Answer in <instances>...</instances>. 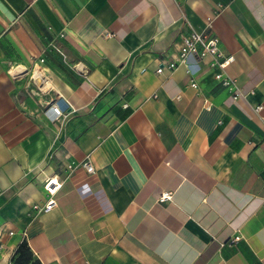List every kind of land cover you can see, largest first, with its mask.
Masks as SVG:
<instances>
[{
  "label": "crops",
  "instance_id": "crops-1",
  "mask_svg": "<svg viewBox=\"0 0 264 264\" xmlns=\"http://www.w3.org/2000/svg\"><path fill=\"white\" fill-rule=\"evenodd\" d=\"M189 31L233 89L207 59L154 73ZM22 240L38 264H264V0H0V264Z\"/></svg>",
  "mask_w": 264,
  "mask_h": 264
},
{
  "label": "built area",
  "instance_id": "built-area-1",
  "mask_svg": "<svg viewBox=\"0 0 264 264\" xmlns=\"http://www.w3.org/2000/svg\"><path fill=\"white\" fill-rule=\"evenodd\" d=\"M193 57L198 61L207 59V67L214 70L213 79L222 87L227 89L234 88V81L230 79L226 73V66L232 61L231 56H224L219 49L218 40L216 37L209 36L205 32L196 33L189 31L185 35H180L178 42V49L171 61L165 62L158 66L154 73L161 74L162 72H171L180 65L185 64L186 59ZM190 88H195L194 82L188 85ZM242 95L239 91H233L230 95V100L235 103L238 99H241ZM260 110L257 106L252 109L255 114ZM49 121H58L64 119V114L58 103L51 104L44 112ZM83 170L86 174L93 173L92 166L88 156H84L79 162H68L64 165L63 171L66 176L73 173L76 169ZM61 183L54 177L47 178L43 181L42 190L45 194V202L41 205H32L31 210L34 214H41L50 211L54 206V195L60 188ZM170 200L169 193H162L157 199L158 203H164ZM231 241L237 240V237L232 236Z\"/></svg>",
  "mask_w": 264,
  "mask_h": 264
},
{
  "label": "trees",
  "instance_id": "trees-1",
  "mask_svg": "<svg viewBox=\"0 0 264 264\" xmlns=\"http://www.w3.org/2000/svg\"><path fill=\"white\" fill-rule=\"evenodd\" d=\"M10 264H38L32 260L31 253L25 243L22 240L15 248L10 260Z\"/></svg>",
  "mask_w": 264,
  "mask_h": 264
},
{
  "label": "rangeland",
  "instance_id": "rangeland-1",
  "mask_svg": "<svg viewBox=\"0 0 264 264\" xmlns=\"http://www.w3.org/2000/svg\"><path fill=\"white\" fill-rule=\"evenodd\" d=\"M13 70H10V72H12ZM30 80V79H29ZM31 85H30V87H31V89L33 90V88L35 89V90H37L36 89V87H35V85H34V82L32 81V79H31ZM39 90H40V88L39 87H37ZM37 92V94H38V96L40 95L41 96V94H43L41 91H36ZM41 93V94H40ZM47 94V93H46Z\"/></svg>",
  "mask_w": 264,
  "mask_h": 264
},
{
  "label": "clouds",
  "instance_id": "clouds-1",
  "mask_svg": "<svg viewBox=\"0 0 264 264\" xmlns=\"http://www.w3.org/2000/svg\"><path fill=\"white\" fill-rule=\"evenodd\" d=\"M163 193H166V192H163ZM169 195H170V194H169ZM159 196H160V195H159ZM159 196H158V197H159ZM158 197H157V199H158ZM157 199H156V201H157ZM170 199H171V197H170ZM168 201H169V200H168ZM168 201H166V202H168Z\"/></svg>",
  "mask_w": 264,
  "mask_h": 264
},
{
  "label": "bare ground",
  "instance_id": "bare-ground-1",
  "mask_svg": "<svg viewBox=\"0 0 264 264\" xmlns=\"http://www.w3.org/2000/svg\"><path fill=\"white\" fill-rule=\"evenodd\" d=\"M38 87V86H37Z\"/></svg>",
  "mask_w": 264,
  "mask_h": 264
}]
</instances>
